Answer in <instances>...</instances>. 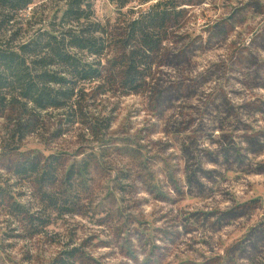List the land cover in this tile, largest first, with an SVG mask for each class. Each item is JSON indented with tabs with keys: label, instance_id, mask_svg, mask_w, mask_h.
<instances>
[{
	"label": "rangeland",
	"instance_id": "rangeland-1",
	"mask_svg": "<svg viewBox=\"0 0 264 264\" xmlns=\"http://www.w3.org/2000/svg\"><path fill=\"white\" fill-rule=\"evenodd\" d=\"M92 1L114 30L113 0ZM180 1L151 91L92 101L107 129L49 111L17 144L0 119V182L33 212L32 187L11 174L18 154L88 166L75 213L43 235L21 237L0 210V264H51L74 248L73 264H264V0Z\"/></svg>",
	"mask_w": 264,
	"mask_h": 264
},
{
	"label": "trees",
	"instance_id": "trees-1",
	"mask_svg": "<svg viewBox=\"0 0 264 264\" xmlns=\"http://www.w3.org/2000/svg\"><path fill=\"white\" fill-rule=\"evenodd\" d=\"M113 3L121 16L114 30L97 20L92 0H55L53 10L48 2L0 0V119L7 121L12 141L18 144L35 133L49 111L65 112L71 126L83 124L97 134L109 126L89 114L98 96L151 91L165 43L184 18L183 4ZM16 160L11 174L32 187L38 209L33 212L0 182V210L16 219L21 237L33 239L55 218L75 213L88 166L82 162L63 171L61 156L36 152L18 154ZM78 254L76 248L63 251L51 264H73Z\"/></svg>",
	"mask_w": 264,
	"mask_h": 264
}]
</instances>
